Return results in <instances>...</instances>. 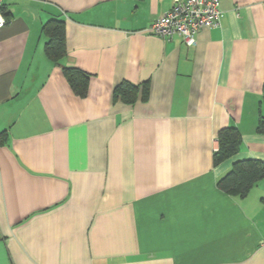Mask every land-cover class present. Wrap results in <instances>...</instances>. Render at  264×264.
Returning <instances> with one entry per match:
<instances>
[{
	"label": "crops",
	"instance_id": "crops-1",
	"mask_svg": "<svg viewBox=\"0 0 264 264\" xmlns=\"http://www.w3.org/2000/svg\"><path fill=\"white\" fill-rule=\"evenodd\" d=\"M173 1L1 0L0 264H264V179L243 198L217 186L264 163V0H219L195 46L151 32ZM63 68L88 76L83 96ZM123 81L147 98H114ZM227 126L241 145L215 165Z\"/></svg>",
	"mask_w": 264,
	"mask_h": 264
},
{
	"label": "trees",
	"instance_id": "trees-1",
	"mask_svg": "<svg viewBox=\"0 0 264 264\" xmlns=\"http://www.w3.org/2000/svg\"><path fill=\"white\" fill-rule=\"evenodd\" d=\"M6 17V16H5ZM7 18V17H6ZM64 21L58 18H51L42 26V33L47 38L45 44V54L58 64L65 54V31ZM71 88L77 95L83 96L86 92L87 75L75 68H63ZM142 100L147 98L148 84H133L127 81L121 82L114 90V98L121 100L125 104H133L139 96ZM264 104V97H263ZM257 134L264 135V113L259 115L255 129ZM6 133L0 131V141L4 142ZM241 145V134L234 126H227L218 131L217 148L214 151V164L228 159L238 152ZM264 179V163L259 160L244 159L235 162L230 171L222 176L217 186L219 189L232 196L243 198L247 195L251 187L259 180Z\"/></svg>",
	"mask_w": 264,
	"mask_h": 264
},
{
	"label": "built area",
	"instance_id": "built-area-1",
	"mask_svg": "<svg viewBox=\"0 0 264 264\" xmlns=\"http://www.w3.org/2000/svg\"><path fill=\"white\" fill-rule=\"evenodd\" d=\"M221 17L219 0H174L172 6L151 24V32L160 38L178 35L185 45L195 46L197 32L204 27L217 26ZM5 23L0 9V28Z\"/></svg>",
	"mask_w": 264,
	"mask_h": 264
}]
</instances>
